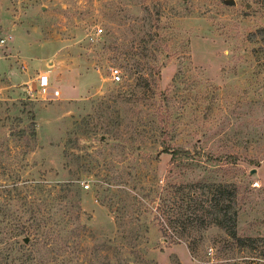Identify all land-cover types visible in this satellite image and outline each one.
Here are the masks:
<instances>
[{"label":"rangeland","instance_id":"obj_1","mask_svg":"<svg viewBox=\"0 0 264 264\" xmlns=\"http://www.w3.org/2000/svg\"><path fill=\"white\" fill-rule=\"evenodd\" d=\"M0 33V264H264V0H0ZM218 182L250 245L174 223Z\"/></svg>","mask_w":264,"mask_h":264},{"label":"trees","instance_id":"obj_2","mask_svg":"<svg viewBox=\"0 0 264 264\" xmlns=\"http://www.w3.org/2000/svg\"><path fill=\"white\" fill-rule=\"evenodd\" d=\"M160 151H165L168 152L170 157H169V163H173L174 161H184L183 158L188 157V151L184 148L180 147H173L169 145H164L163 148ZM176 158L178 160H176ZM62 185V189L65 191V194H62L63 196L67 197L68 199H71V196L75 195V190L73 191L70 187L73 185V181L70 179H65L60 182ZM216 189L214 192H210V194L205 195L203 198H201L200 201L195 202L192 206H181L179 205L178 208L175 210L177 211L178 215L180 217L183 216V220H176L175 222H178L179 225V230H187V228L195 229L198 225V222L196 221L198 218H201L200 215L202 214H196V210L201 207V203L203 201H207L209 209L206 208V213H211L214 215V217L217 219L214 221V224L222 228L225 233L233 239L234 243L237 245H250L251 241H253L256 237L254 236H239L235 233V221H234V216L236 214L235 210H231L229 212V207L231 205V201L233 200V197H235V191L234 187L228 188V186H233V183H226V182H218L214 184ZM190 196V194H189ZM190 198L194 201L195 198ZM185 210V211H183ZM163 211H167L164 210ZM228 213V214H227ZM178 219V218H177ZM45 224L43 220H41V224ZM173 225L175 226V224ZM40 222H38V225ZM27 229L23 225V235L27 233ZM261 239V238H260ZM263 239V238H262ZM200 239L198 238H193L190 240H186V243L189 247V250L194 249ZM17 241V240H14ZM27 247L28 243H23Z\"/></svg>","mask_w":264,"mask_h":264},{"label":"built area","instance_id":"obj_3","mask_svg":"<svg viewBox=\"0 0 264 264\" xmlns=\"http://www.w3.org/2000/svg\"><path fill=\"white\" fill-rule=\"evenodd\" d=\"M101 31V27H97L96 28V32H100ZM10 38V34L9 33H0V57L4 56V49H2L3 46L6 45V42L8 41V39ZM18 64L20 65V69L23 70L24 68V63L23 61L18 62ZM108 72H109V76L110 79L113 81H117L120 77V72H119V68L117 66H109L108 67ZM33 79L35 80V82L33 83V85H31L30 83H28V80H25V86L23 87L25 93L30 96H38L40 98H50V97H56L59 93L58 88L56 87H52L49 83L48 80V75L46 72L44 71H37V73L34 75ZM21 83L23 84V80L21 81ZM253 184H256L257 181L254 180L252 182ZM88 184L84 183V187H86Z\"/></svg>","mask_w":264,"mask_h":264},{"label":"water","instance_id":"obj_4","mask_svg":"<svg viewBox=\"0 0 264 264\" xmlns=\"http://www.w3.org/2000/svg\"><path fill=\"white\" fill-rule=\"evenodd\" d=\"M226 3H232L233 0H224ZM254 170V168H252L250 170V172H252ZM24 240H26V237H24Z\"/></svg>","mask_w":264,"mask_h":264}]
</instances>
